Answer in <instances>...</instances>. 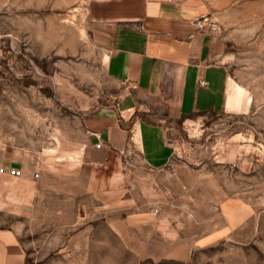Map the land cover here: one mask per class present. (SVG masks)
Returning a JSON list of instances; mask_svg holds the SVG:
<instances>
[{
  "label": "rangeland",
  "instance_id": "1",
  "mask_svg": "<svg viewBox=\"0 0 264 264\" xmlns=\"http://www.w3.org/2000/svg\"><path fill=\"white\" fill-rule=\"evenodd\" d=\"M94 1L0 0V144L14 143L19 156L46 152L62 122L72 125L114 91L91 20ZM178 1L209 29L240 98L227 90L228 111L171 120L174 151L161 168L133 151L131 201L108 215L148 213L162 219L157 235L134 227L47 241L46 208L0 209V225L15 226L27 244L26 264H264V0ZM63 212L106 215L78 203Z\"/></svg>",
  "mask_w": 264,
  "mask_h": 264
},
{
  "label": "crops",
  "instance_id": "2",
  "mask_svg": "<svg viewBox=\"0 0 264 264\" xmlns=\"http://www.w3.org/2000/svg\"><path fill=\"white\" fill-rule=\"evenodd\" d=\"M90 15L114 91L75 115L74 126L62 122L46 152L28 149L19 156L14 143L0 144V209L46 208L47 241L88 232L129 234L134 227L145 235L162 232V219L145 212L108 215L131 201L125 179L133 151L143 165L161 168L174 151L171 120L229 109L227 62L193 7L178 0H95ZM139 184L145 188L146 180ZM76 203L106 215L68 218L63 210ZM27 256L19 230L0 225V264H26Z\"/></svg>",
  "mask_w": 264,
  "mask_h": 264
},
{
  "label": "bare ground",
  "instance_id": "3",
  "mask_svg": "<svg viewBox=\"0 0 264 264\" xmlns=\"http://www.w3.org/2000/svg\"><path fill=\"white\" fill-rule=\"evenodd\" d=\"M235 92L238 99L240 98L241 94H242V87L240 85H238L237 83L230 81L229 82V87H228V92H229V96L232 95V92ZM236 97V96H235ZM234 98V97H233ZM235 100V99H234ZM230 101V100H229ZM228 101V106L232 105V103H230ZM236 101V100H235ZM233 102V101H232Z\"/></svg>",
  "mask_w": 264,
  "mask_h": 264
},
{
  "label": "built area",
  "instance_id": "4",
  "mask_svg": "<svg viewBox=\"0 0 264 264\" xmlns=\"http://www.w3.org/2000/svg\"><path fill=\"white\" fill-rule=\"evenodd\" d=\"M8 172L13 175H20L22 173V170L19 168H8ZM157 209L155 208V211Z\"/></svg>",
  "mask_w": 264,
  "mask_h": 264
}]
</instances>
